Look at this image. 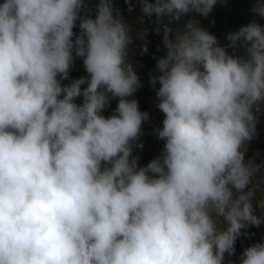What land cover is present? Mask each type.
<instances>
[{
  "label": "clouds",
  "instance_id": "obj_1",
  "mask_svg": "<svg viewBox=\"0 0 264 264\" xmlns=\"http://www.w3.org/2000/svg\"><path fill=\"white\" fill-rule=\"evenodd\" d=\"M218 2L140 0L166 49L150 77L164 148L146 166L133 144L149 114L128 99L142 85L112 0L94 18L90 0L0 3V264H224L242 230L264 223L249 188L261 165L245 160L264 103V25L223 45L195 19ZM251 12L264 19V0ZM237 42L242 56L228 51ZM76 58L87 75L63 84ZM239 264H264V242Z\"/></svg>",
  "mask_w": 264,
  "mask_h": 264
},
{
  "label": "trees",
  "instance_id": "obj_2",
  "mask_svg": "<svg viewBox=\"0 0 264 264\" xmlns=\"http://www.w3.org/2000/svg\"><path fill=\"white\" fill-rule=\"evenodd\" d=\"M99 0H90L89 8L90 14L92 17H95L96 13V4ZM113 7L115 9H119L123 21L129 25L131 29V36L133 37V43L129 45L128 56L132 55L133 50L139 43V38L137 34V29H144L148 32L149 39V48L144 58V69L139 75L141 87L137 89L136 93L133 96L139 104V109L141 112H147L149 108V101L156 93L159 88V83L153 87L150 84V77L159 76L160 73L156 68V61L158 58L164 57L166 55V49L163 44L162 32L156 30V16L146 17L140 23L134 25L129 18V4L130 0H112ZM254 6V0H222V2H218L214 7L213 11L209 14L207 18L196 16L195 19L199 20V23L202 27L206 28L210 33L215 35L218 40H220L221 44L227 45L229 42L226 37L230 33H234L239 30L240 27L247 25L252 22L254 19L264 25V19L256 17L252 12L251 8ZM183 27V21L180 24H173L172 27L175 30L177 27ZM75 32H79V28L74 29ZM230 54L236 56H242L243 50L239 47V42H237L236 48L228 49ZM127 56V57H128ZM87 74L83 68L82 59L76 58L72 68L69 71V79L64 80L63 84H68L73 79H78L82 76H86ZM83 87V86H82ZM76 102L79 104L82 102V98L78 97ZM118 100L115 98L110 99V109L105 114V116H110L113 114ZM257 116V124H256V135L254 138L247 142L248 152L245 153V160L250 161L251 156L255 150H262L264 153V103L260 105V112L256 113ZM163 118L162 116L158 117L157 123L154 127L150 128L146 121L143 122L142 127L150 128L152 130L159 128L162 124ZM249 188L253 189L255 195L252 200L253 208L255 210V214L258 215V202H257V190L255 188V182L252 179V183L249 185ZM261 225L259 227L252 226L253 228V237H256L259 234L261 229ZM251 245H248V247ZM237 264H239V258L243 252L240 241L237 239Z\"/></svg>",
  "mask_w": 264,
  "mask_h": 264
},
{
  "label": "crops",
  "instance_id": "obj_3",
  "mask_svg": "<svg viewBox=\"0 0 264 264\" xmlns=\"http://www.w3.org/2000/svg\"><path fill=\"white\" fill-rule=\"evenodd\" d=\"M140 31L142 32L144 36H148V32L144 29H137V34H139ZM137 47L138 45L135 47V50ZM135 50H133V53H132L134 57L130 55L127 57V60L137 61V59L135 58L137 57L138 53H136ZM133 96L128 97V99L130 100L133 99ZM157 103L158 101H157V97L155 93L149 101V108H148L149 119L146 120V124L150 128L156 125L159 116H162V118L164 119V114L157 108ZM107 112L108 111H103L102 114L105 116ZM162 127L163 125H161L159 128H162ZM150 128L142 127L141 135L138 137L137 141H135L133 144V156L139 157V160H138L139 166H146L148 162L157 158L161 154L164 148V141L159 139L155 131ZM138 144L142 145V148L136 147V145ZM250 161H254L256 164L261 165L260 170L253 176L252 179L255 182V188L257 190L256 196H257V202H258V216H264V153L263 151L255 150L253 152V155L250 158ZM261 226L262 227L259 231V234L256 237L257 242H264V223H262ZM242 231L248 233L247 236L241 235V237L238 238V240L241 243L242 249L244 250L245 248H247V244L245 242L246 240L248 241V245H253L254 243H256V241L253 237L252 225H249L247 229L242 230ZM237 255H238V250H237V241H236L235 254L232 256H228L227 254H225L224 264H237Z\"/></svg>",
  "mask_w": 264,
  "mask_h": 264
},
{
  "label": "rangeland",
  "instance_id": "obj_4",
  "mask_svg": "<svg viewBox=\"0 0 264 264\" xmlns=\"http://www.w3.org/2000/svg\"><path fill=\"white\" fill-rule=\"evenodd\" d=\"M1 3L3 2V0H0ZM130 4L132 6V10L129 11V18L131 19L132 23L134 25L140 23L141 21H143V19L145 18L144 14L141 11V4H140V0H130ZM177 28H182V27H177ZM176 28V29H177ZM139 43H138V47L136 48V53L137 57L135 59H137V61H132V60H128V62H130L133 65L134 71L137 73V75L139 76L140 73L142 72V70L144 69V56L146 55V52L148 51L149 48V39L148 36H144L142 34V32H139ZM146 45L147 47V51L146 52H142V48ZM132 57H134L132 55ZM110 109V104L109 106L104 110V111H109ZM263 129H264V122H263ZM247 147V148H246ZM245 149H246V153L248 152V145H245ZM255 239V238H254ZM254 241V240H253ZM255 241L257 242V238L255 239ZM254 241V242H255ZM248 247V241H245Z\"/></svg>",
  "mask_w": 264,
  "mask_h": 264
}]
</instances>
